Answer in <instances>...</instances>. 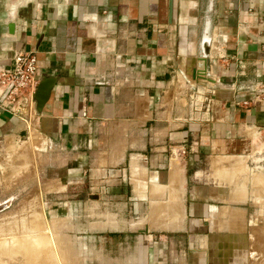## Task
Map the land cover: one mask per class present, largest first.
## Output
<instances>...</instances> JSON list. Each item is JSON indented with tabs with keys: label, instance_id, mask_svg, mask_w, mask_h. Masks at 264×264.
I'll return each mask as SVG.
<instances>
[{
	"label": "crops",
	"instance_id": "0c3cea01",
	"mask_svg": "<svg viewBox=\"0 0 264 264\" xmlns=\"http://www.w3.org/2000/svg\"><path fill=\"white\" fill-rule=\"evenodd\" d=\"M204 35L214 83L191 77ZM19 51L36 55L39 79H57L35 115L0 109V152L25 138L24 151H74L111 200L168 205L174 229L151 228L179 242L171 264H264V248L251 257L256 215L242 230L209 232L230 221L207 214L220 185L186 169L190 153H238L264 129V0H0V67Z\"/></svg>",
	"mask_w": 264,
	"mask_h": 264
},
{
	"label": "rangeland",
	"instance_id": "374dc122",
	"mask_svg": "<svg viewBox=\"0 0 264 264\" xmlns=\"http://www.w3.org/2000/svg\"><path fill=\"white\" fill-rule=\"evenodd\" d=\"M201 102L200 96L195 104ZM24 141L0 152V202L10 198L0 210V264H171V247L179 248V242L171 245L168 232L151 228H171L168 205L150 211L146 199L136 206L115 202L104 182L95 183L93 161L53 146L24 151ZM190 155L186 169L201 173L200 185H220L218 196L213 194L215 201L208 202L216 207L207 214L230 219L227 224H208V231L224 226L242 230L243 217L247 221L255 214L251 225L256 227L251 228L260 237L255 232L250 235L251 257L263 252L264 129H256L254 138L249 134L246 148L238 153H202L196 162ZM8 164L17 166L13 173L6 169ZM258 175L263 183L256 181ZM174 212H179L177 202L171 208ZM145 226L148 231H142ZM192 226L196 232L198 227ZM34 238L37 243L25 249L24 242ZM15 241L24 247L12 249Z\"/></svg>",
	"mask_w": 264,
	"mask_h": 264
},
{
	"label": "built area",
	"instance_id": "2783aa9c",
	"mask_svg": "<svg viewBox=\"0 0 264 264\" xmlns=\"http://www.w3.org/2000/svg\"><path fill=\"white\" fill-rule=\"evenodd\" d=\"M36 62L33 52L19 51L14 54L9 67H0V109L28 117L37 113L33 99L39 82ZM263 89L260 88L258 94ZM248 102L250 101H244L243 104ZM186 153L187 148L182 145L175 155L184 156Z\"/></svg>",
	"mask_w": 264,
	"mask_h": 264
},
{
	"label": "water",
	"instance_id": "95a60500",
	"mask_svg": "<svg viewBox=\"0 0 264 264\" xmlns=\"http://www.w3.org/2000/svg\"><path fill=\"white\" fill-rule=\"evenodd\" d=\"M171 4H172V1H170V5ZM210 41H211V38L209 37V35L203 36V38L201 40V44H200L201 55L198 56L199 61L202 62V68H196V67L192 68L191 77L194 80L204 79V80H207L211 83H214L215 80L213 78H210L209 76H207V63H208ZM56 79L57 78L54 76H47V75H43L39 79L38 85H37L35 93L33 95V99L35 102V110L37 113L42 110L44 104L48 100V98L50 96L51 89H52L53 85L55 84ZM7 201H8V199L4 200L3 202H0V210L9 204L10 198H9V201L8 202Z\"/></svg>",
	"mask_w": 264,
	"mask_h": 264
},
{
	"label": "bare ground",
	"instance_id": "6f19581e",
	"mask_svg": "<svg viewBox=\"0 0 264 264\" xmlns=\"http://www.w3.org/2000/svg\"><path fill=\"white\" fill-rule=\"evenodd\" d=\"M225 176V175H224ZM262 181L263 180V176L262 175H260V176H258V179H256V181ZM254 181H255V179H254ZM260 181V182H261ZM258 183V182H257ZM262 183H263V181H262ZM8 201H9V199H8ZM7 201V202H8ZM30 222V221H29ZM26 238H28V237H26ZM30 238V237H29ZM20 239H22V238H20ZM25 239V238H24ZM31 239V238H30ZM35 239L36 238H34V240H29V241H27V242H24V245L26 246V245H29V247H31L32 246V244H35V243H37L36 241H35ZM37 239H39V238H37ZM40 240V239H39ZM14 241V240H13ZM20 241V240H19ZM23 242V241H22ZM17 243V244H16ZM17 245V246H16ZM18 245H19V247H24V245H22V243H19V242H17V241H15V246L13 247L12 246V249H15L16 247H18ZM34 246H36V245H34ZM37 247V246H36ZM23 249V248H22ZM25 249H28L27 248V246H26V248ZM24 249V250H25ZM19 250V249H18ZM32 250V249H31ZM9 251H10V249H9ZM13 251V250H12ZM21 252V251H20ZM22 254H23V252H22ZM28 254V253H27ZM48 254V253H47ZM47 258V257H46ZM42 262V261H41Z\"/></svg>",
	"mask_w": 264,
	"mask_h": 264
},
{
	"label": "flooded vegetation",
	"instance_id": "af4514ba",
	"mask_svg": "<svg viewBox=\"0 0 264 264\" xmlns=\"http://www.w3.org/2000/svg\"><path fill=\"white\" fill-rule=\"evenodd\" d=\"M258 176H260V175H258Z\"/></svg>",
	"mask_w": 264,
	"mask_h": 264
}]
</instances>
